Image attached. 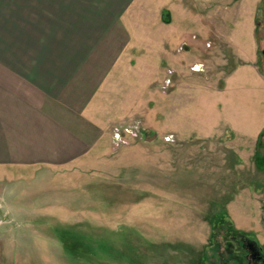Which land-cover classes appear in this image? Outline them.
<instances>
[{
    "label": "rangeland",
    "instance_id": "1",
    "mask_svg": "<svg viewBox=\"0 0 264 264\" xmlns=\"http://www.w3.org/2000/svg\"><path fill=\"white\" fill-rule=\"evenodd\" d=\"M150 1L189 8L166 51L185 69L84 171L0 164V264L234 263L226 239L264 257V0Z\"/></svg>",
    "mask_w": 264,
    "mask_h": 264
},
{
    "label": "crops",
    "instance_id": "2",
    "mask_svg": "<svg viewBox=\"0 0 264 264\" xmlns=\"http://www.w3.org/2000/svg\"><path fill=\"white\" fill-rule=\"evenodd\" d=\"M189 11L150 0H0V164L84 171L115 126L148 111L151 93L160 107L167 100L162 83L187 60L181 45L166 53L170 25ZM149 31L162 39L157 51L143 44Z\"/></svg>",
    "mask_w": 264,
    "mask_h": 264
},
{
    "label": "flooded vegetation",
    "instance_id": "3",
    "mask_svg": "<svg viewBox=\"0 0 264 264\" xmlns=\"http://www.w3.org/2000/svg\"><path fill=\"white\" fill-rule=\"evenodd\" d=\"M230 237V236H229ZM228 243V252H232L233 259L236 258V262H231L228 258H224L223 256L220 258L222 262H225L226 264H264V257L261 256V254L258 252L255 244L251 241H245L242 246H236L233 244L230 239H226ZM230 243V244H229ZM241 247L243 248V251L246 252V254L243 257H240V255H235L234 253L241 250ZM225 250V249H224ZM219 253H221L223 250L219 249L217 250ZM245 259V260H243Z\"/></svg>",
    "mask_w": 264,
    "mask_h": 264
},
{
    "label": "built area",
    "instance_id": "4",
    "mask_svg": "<svg viewBox=\"0 0 264 264\" xmlns=\"http://www.w3.org/2000/svg\"><path fill=\"white\" fill-rule=\"evenodd\" d=\"M168 82H169V80H168ZM127 131V130H126ZM128 132V131H127ZM130 134H132V133H130ZM126 132L125 131H123V128H116V129H114V131H113V135H112V138L116 141V142H118V141H121V142H126ZM114 141V142H115ZM117 144V143H116Z\"/></svg>",
    "mask_w": 264,
    "mask_h": 264
},
{
    "label": "trees",
    "instance_id": "5",
    "mask_svg": "<svg viewBox=\"0 0 264 264\" xmlns=\"http://www.w3.org/2000/svg\"><path fill=\"white\" fill-rule=\"evenodd\" d=\"M167 14V13H166ZM164 20L166 21V22H169V19H167V17L166 18H164Z\"/></svg>",
    "mask_w": 264,
    "mask_h": 264
},
{
    "label": "water",
    "instance_id": "6",
    "mask_svg": "<svg viewBox=\"0 0 264 264\" xmlns=\"http://www.w3.org/2000/svg\"><path fill=\"white\" fill-rule=\"evenodd\" d=\"M262 54H263V57H264V49L262 50Z\"/></svg>",
    "mask_w": 264,
    "mask_h": 264
}]
</instances>
